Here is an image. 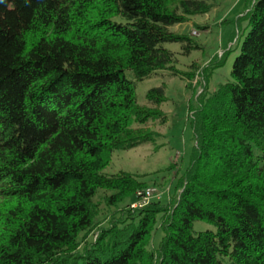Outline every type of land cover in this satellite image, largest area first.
<instances>
[{"label":"trees","instance_id":"obj_1","mask_svg":"<svg viewBox=\"0 0 264 264\" xmlns=\"http://www.w3.org/2000/svg\"><path fill=\"white\" fill-rule=\"evenodd\" d=\"M214 6L0 0V264H264V0L245 13L230 79L192 112L177 199L127 204L87 241L99 190L118 205L146 186L133 173L104 172L114 150L160 136L147 124L165 121V87L140 105L136 82L178 75L177 54L201 45L172 28ZM194 221L214 229L194 232Z\"/></svg>","mask_w":264,"mask_h":264},{"label":"rangeland","instance_id":"obj_2","mask_svg":"<svg viewBox=\"0 0 264 264\" xmlns=\"http://www.w3.org/2000/svg\"><path fill=\"white\" fill-rule=\"evenodd\" d=\"M213 1L215 6L209 13L193 16L189 22L172 28L188 34L201 45L200 49L188 56L177 54L175 68L179 74L173 76L169 71L162 70L136 82L137 102L140 105L147 104L145 95L149 89L160 85L165 87L166 101L160 106L165 114V121H150L147 124V127L159 132L156 143L129 150H114L111 162L104 170L108 175L120 171L137 175L146 182L144 188H156L158 197L152 200H159L167 206L178 197V179L189 163L194 146L190 123L192 112L204 93L214 91L230 79L233 60L249 30L245 13L253 0ZM193 30L196 34H193ZM165 47L176 53L180 51L176 43L166 44ZM127 75L131 77L129 72ZM254 153L257 151L254 150ZM110 194L109 191L99 190L94 198L98 224L88 235L87 241H92L98 229L107 226L113 217L118 218L120 209L127 204H131L129 208H138L134 207L138 203L136 194L118 205L107 203L106 199ZM213 229V225L204 221L193 222L194 232ZM154 237L156 244L159 230Z\"/></svg>","mask_w":264,"mask_h":264},{"label":"built area","instance_id":"obj_3","mask_svg":"<svg viewBox=\"0 0 264 264\" xmlns=\"http://www.w3.org/2000/svg\"><path fill=\"white\" fill-rule=\"evenodd\" d=\"M193 34H196L195 30H193ZM136 196L138 198V203L134 205L135 208L147 205L150 200L152 201L153 198L158 197V194L155 187L148 186L142 190H139L136 193Z\"/></svg>","mask_w":264,"mask_h":264}]
</instances>
